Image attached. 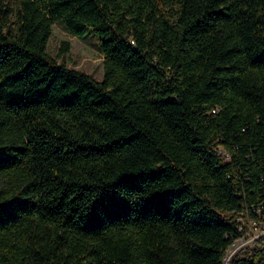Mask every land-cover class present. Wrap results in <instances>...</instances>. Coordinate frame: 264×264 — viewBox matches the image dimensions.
Wrapping results in <instances>:
<instances>
[{
    "label": "trees",
    "instance_id": "trees-1",
    "mask_svg": "<svg viewBox=\"0 0 264 264\" xmlns=\"http://www.w3.org/2000/svg\"><path fill=\"white\" fill-rule=\"evenodd\" d=\"M258 208L264 0H0V264H264V233L224 261Z\"/></svg>",
    "mask_w": 264,
    "mask_h": 264
},
{
    "label": "rangeland",
    "instance_id": "rangeland-1",
    "mask_svg": "<svg viewBox=\"0 0 264 264\" xmlns=\"http://www.w3.org/2000/svg\"><path fill=\"white\" fill-rule=\"evenodd\" d=\"M63 42H67L68 49L60 53ZM46 51L57 60L64 63L69 68L83 71L96 80H101L103 76V53L98 43V35L87 27L82 35H74L69 32L60 22H54L51 28V35L48 39ZM258 223L252 227L253 234L264 233V213L257 212ZM246 222V220H244ZM255 235V236H256ZM259 235V236H260ZM251 231L243 233L236 238L226 249L224 261L239 248L252 245Z\"/></svg>",
    "mask_w": 264,
    "mask_h": 264
},
{
    "label": "built area",
    "instance_id": "built-area-1",
    "mask_svg": "<svg viewBox=\"0 0 264 264\" xmlns=\"http://www.w3.org/2000/svg\"><path fill=\"white\" fill-rule=\"evenodd\" d=\"M218 152L225 158V159H228L229 158V153L223 149L222 147H218ZM257 212L260 211V208H258L256 210ZM246 220V222L244 221ZM238 221H239V224H238V228L239 229H242V228H246L245 232L248 234L249 231H251V239H255L257 238L260 234L256 235V234H253L252 232V227L256 224V222L258 223V220L254 217H250L247 213V211L244 212V214H241V216L238 218ZM244 232V233H245ZM256 235V236H255ZM253 239V240H254Z\"/></svg>",
    "mask_w": 264,
    "mask_h": 264
}]
</instances>
